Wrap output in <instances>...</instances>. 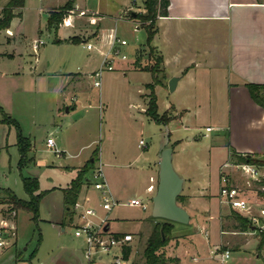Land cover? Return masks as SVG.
<instances>
[{
	"label": "rangeland",
	"instance_id": "rangeland-1",
	"mask_svg": "<svg viewBox=\"0 0 264 264\" xmlns=\"http://www.w3.org/2000/svg\"><path fill=\"white\" fill-rule=\"evenodd\" d=\"M135 1L133 4L132 0H88L90 8L96 9L99 5L100 10L109 14L106 16L92 12L82 15V11L76 10L73 4L74 8L68 12L66 20L72 24L74 32L62 29L57 37V33L48 29V16L63 8L67 0H27L24 9L20 11L21 17L13 19L9 29L11 32H0V107L18 122L22 134L35 145L36 165L24 171L23 175L36 177L40 191L49 192L41 201L37 222L27 212L16 213L13 222L17 227V244L11 254L2 258L0 264H89L84 238L75 237L76 217L73 215L72 220L66 217L64 231L58 222L61 215L65 214L62 190L76 177V167L86 162L85 167L96 153L102 154L105 164H113L116 160L117 167L106 165L104 169L107 175L114 176L116 181L120 180L122 200L134 196L143 198L141 192L145 188L146 176L140 172L157 162L167 131L171 134V148L175 147L176 140H183L184 146L178 148L182 154L180 163L194 162L197 170L199 163L206 157L204 148L219 141L218 137L227 138V132L217 129L218 122H223L224 117L213 116L212 113H223V110L227 112L228 103H200L203 106L200 113L197 110L199 102L190 97L196 94L197 87L190 86L185 90L171 92L169 86H165V77L161 78L163 84L156 87L155 95L159 115L166 113L170 124L157 125L145 114L150 94L146 86L152 83L151 74L122 70V66L132 67L137 56L141 57L142 66L150 63L149 50L145 48V31L135 30L131 20L126 19L131 16L127 9L129 6L133 7L130 11L136 14L145 12L144 0L143 3L142 0ZM8 2L0 0V17ZM102 20H106L103 28ZM101 29L102 39L94 40L100 39ZM73 34V39L78 43L63 40ZM61 37L62 41L58 43ZM114 37L126 41L127 46H116L120 55L115 56V48L110 56L114 71H103L101 86L96 88L91 74L103 68L104 54L109 53ZM35 42H42L43 45L35 49ZM89 44L94 46L93 51H87L86 46ZM122 56L126 57L125 61ZM68 83L71 85L68 86ZM174 107L188 108L190 113L180 122V114ZM210 107L211 112L208 110ZM198 116L200 118H196ZM186 126L190 128L189 131L184 129ZM208 127L213 128L212 131H207ZM188 137L194 138V144L190 147L185 146ZM48 138L55 141V148H47ZM140 141L146 144L145 148L138 147ZM16 144L15 127L0 124V188L10 189L18 198L28 200L17 169L19 154ZM55 149L61 156L56 155ZM39 162L43 164L39 165ZM231 163L230 159L228 164ZM178 164V159H174L173 168L181 177ZM239 175L242 178L238 183L243 187L237 185L238 188L244 190L250 199L254 198V183L244 178L243 173ZM89 180L92 184L95 182L92 175ZM230 181L232 183L231 178ZM155 182L157 186L158 178ZM86 192L84 187L81 197ZM88 194H95L93 187L88 189ZM4 200L3 194H0V221L11 218L6 213L8 207L3 203ZM100 203V197L97 196L90 206L97 208L98 215L103 216L105 213L101 212ZM179 205L186 206L183 190ZM196 205L200 210L210 207L208 203L202 202ZM210 205L219 207V214L224 213L221 216L222 223L230 231L231 222H226L225 217L231 214V208L219 195ZM113 211L114 214H110L109 218L118 215L125 221L111 224V229L119 228L134 234L129 244L132 254L126 264H145L143 252L147 237L155 225L164 221L152 217L151 202L145 211L130 207H117ZM134 217L138 220L128 221ZM194 222L188 225L173 224L171 240L164 249L167 257L178 255L184 263L195 264L192 261L194 253H186L183 248L177 251L181 245H187L193 240L198 247V254L206 261H212L211 249L206 244L203 230L197 229L193 236ZM218 238L219 232L215 229L210 235L211 244ZM226 250L231 249L215 248L216 253ZM15 251L17 260L24 258L26 262L16 263ZM114 253L118 252L102 254V261L95 260L92 264H113ZM214 259L217 261V258ZM260 263L252 254L237 252L231 253L229 262ZM217 264L220 263L217 261Z\"/></svg>",
	"mask_w": 264,
	"mask_h": 264
},
{
	"label": "crops",
	"instance_id": "crops-1",
	"mask_svg": "<svg viewBox=\"0 0 264 264\" xmlns=\"http://www.w3.org/2000/svg\"><path fill=\"white\" fill-rule=\"evenodd\" d=\"M69 1L67 0L66 3ZM169 2L167 16L160 17L156 21L157 33L152 42V46L163 58L165 86H168L172 78H176L178 81L175 91L178 89L185 90L190 86L197 87L196 94L190 97L191 100L199 102L197 110L200 113L203 107L200 103L208 102L214 103V105L216 103H228L227 112L226 110L222 111L224 114L220 111L219 113L218 111L212 113L213 116L224 117L223 122H218L217 129H223L227 132V138L221 139L218 137L219 141L208 144L204 148L203 151L206 152V157L199 163L198 170L195 169L194 162L180 163L182 160L179 161V159H182V154L178 151V148H182L184 143L182 139L174 142L175 147L172 148L173 160L178 159V172L184 181L183 192L186 197V206H184L185 208L182 206V208L189 214L190 222L195 221L193 236L197 233V229L203 230L212 257L215 248L216 250L227 248L231 249V253L252 254L260 260V264H264V233L259 234L255 224H253L254 220L264 224V217L261 216V211H264V186L254 183L255 190L253 193L256 196L252 199L246 195L244 190L239 188L248 202V209L244 213H240L231 208V214L232 211H235L252 224L245 232H240L235 228L237 223L233 220L231 214L227 218L225 217L226 222H231V230H227L223 225L224 223H222L221 216L224 213L219 214V207L215 208L210 205L214 198L219 195L222 172L229 175L232 184H235L234 186L243 187L242 184L239 185L238 183L242 178V175H239L241 172L232 166L235 165L231 157L233 153L264 158V109L252 99L246 87L247 85L262 86L264 98V0H169ZM132 3L135 4L136 1L132 0ZM74 5L76 10H81L84 13L92 12L103 16L109 15L100 10L99 5L96 9L90 8L88 0H75ZM127 9L133 17L134 12L130 11L133 10V7L129 6ZM101 22L103 28L106 20ZM130 22L134 25L135 30H140L134 20ZM63 23L64 25L60 26V30L67 29L74 32L71 29L72 24L70 22L65 20ZM8 31L11 32V30ZM102 32L103 29L100 30V39L94 40L100 41ZM73 37H75L74 34L72 37L63 38V40L78 43L79 41L74 40ZM60 41H62V37L58 40V43ZM122 68L124 72L128 70L138 71L134 66L130 68L122 66ZM68 84V86L71 85ZM224 106L226 107V104ZM174 108L180 114V122L190 113L188 108ZM68 110L70 111L71 108H68ZM208 110L211 112L212 107ZM200 116L196 118H200ZM184 129L186 131L190 130L187 126ZM206 129L212 131L213 128L208 127ZM193 144L194 138L188 137L185 146L190 147ZM34 150L35 145H33V155ZM230 159L231 166L224 167ZM90 161L95 162L94 170L101 168L108 191L115 200L123 203L131 199H140L147 207L149 202L152 203L155 187H157L155 180L159 174V156L154 166L150 165L140 172V174L146 176L145 188L141 192L143 198L134 196L124 200L121 197L120 180L116 181L114 176L107 175L104 169L106 165L117 167L116 160L113 161V164H105L102 154L98 155L96 153ZM85 163L77 166V171ZM38 164L42 165L43 163L39 162ZM242 180L244 181V179ZM84 187L87 192L83 197L80 194L78 202L91 207L90 204L93 203L95 197H100V194L93 189L95 194L89 196L88 189L92 188V185L85 184ZM124 187L122 185V189ZM150 187H153L152 191H149ZM201 202L208 203L210 207L200 210L196 204ZM64 208L63 202V210ZM95 209L98 213L99 210ZM114 211L112 210L109 214L105 213L103 215L108 217L107 232L115 236L128 234L133 236L134 234L130 231L119 228L111 229V224L125 221L124 218L121 219L118 215L109 218V215L114 214ZM198 216L201 218L199 219ZM131 220L137 221L138 218L128 219V221ZM9 221L10 217L0 222L7 224ZM65 222V214H62L60 222H58L62 231H64ZM215 229L219 232V238L212 245L210 235ZM11 242H15L14 246ZM11 242L0 255V262L3 257L12 253L13 247H16V239ZM182 248L185 249L186 253H194L192 261L196 262L195 264H217L214 257L213 259L211 257V262L202 258L198 254V247L193 240L187 245H181L177 248V251ZM16 254L17 251L14 253L15 258ZM174 258L179 260L178 264H186L182 257L176 255ZM26 260L24 258L23 260H17L16 258L15 261L21 263L26 262ZM92 263L89 262V264Z\"/></svg>",
	"mask_w": 264,
	"mask_h": 264
},
{
	"label": "trees",
	"instance_id": "trees-1",
	"mask_svg": "<svg viewBox=\"0 0 264 264\" xmlns=\"http://www.w3.org/2000/svg\"><path fill=\"white\" fill-rule=\"evenodd\" d=\"M27 0H9L7 5L3 8L0 17V32L10 29L11 23L14 18L21 17L20 11L24 9ZM75 0H70L59 11L51 12L48 17V29L57 33L60 30V26L66 20V16H69V11L74 7ZM169 0H144V13L136 14V17L129 16L130 20H134L140 29L146 33L145 48L149 50L148 66H142V60L140 56L135 58L133 64L134 68L138 71L148 72L152 76V83L147 85V89L150 91L149 100L147 103V109L145 114L157 125L168 126L170 121L166 117V113L159 115L157 98L155 95V88L162 85L161 78L164 77L163 58L160 54H157L155 48L152 46V42L157 33L156 21L160 17H166L168 14ZM61 42V41H60ZM250 92L252 99L264 109V98L262 94L263 87L257 85L246 86ZM1 119L0 124L15 127L17 131V149L19 154V160L17 169L20 173L22 185L28 200H22L10 189L0 188V194H3L5 200L3 203L8 207L9 215L12 212H27L32 215V220L37 222L39 219V208L43 198L49 193L48 191L41 192L39 181L36 177L24 176L23 172L30 167L36 165L35 157L33 155L32 141L22 134V130L18 122L2 110L0 107ZM171 137V134L169 135ZM232 162L236 165L251 164L264 167V158L255 157L252 155H238L232 154ZM95 162L89 161L85 167L77 172L76 177L71 181L69 186L62 190L63 202L65 207V219L69 217L71 220L74 215V207L78 202L82 188L89 180V174L94 171ZM264 186V181L259 184ZM180 203V196L177 199ZM233 220L237 223L235 227L240 232L247 231L252 224L240 214L232 211L231 214ZM174 223L164 221L161 224H157L149 235L146 246L143 252L145 264H178L177 258H169L166 256L164 249L171 240V231ZM117 236V235H116ZM132 253V248L126 245L122 248L123 260L128 261Z\"/></svg>",
	"mask_w": 264,
	"mask_h": 264
},
{
	"label": "built area",
	"instance_id": "built-area-1",
	"mask_svg": "<svg viewBox=\"0 0 264 264\" xmlns=\"http://www.w3.org/2000/svg\"><path fill=\"white\" fill-rule=\"evenodd\" d=\"M81 14L84 15L85 13L82 12ZM40 45H43V43L35 42L34 48L38 49ZM117 45L122 47L127 46V42L120 40L117 37L112 39L109 53L104 54L103 68L91 74L92 79L95 80L94 87L99 88L101 86L100 79L103 71H114L110 56ZM86 49L87 51H93L94 46L89 44L86 46ZM119 55L120 51L116 48L115 56L117 57ZM122 60L125 61L126 57L122 56ZM210 130L211 129H207V131ZM47 147L51 149L55 148V141L52 138L47 139ZM139 147L145 148L146 144L143 141H140ZM55 153L56 155L61 156V153L56 149ZM230 166L231 165L226 164L224 167L227 168ZM232 166L243 173V176H245L249 182L261 184L264 181L263 166L251 164H235ZM91 175L95 182L92 184L91 180H88L87 184L92 185L93 189L100 194V208L104 213L109 214L117 207L139 208L143 211L147 210V205L140 199H131L123 203L115 200L108 191L101 168L94 170ZM152 190L153 187H150L149 191ZM219 196L222 201L233 210L244 213L248 209V202L245 199L243 192L231 183L229 175L226 172L221 173ZM74 212L77 219L75 237L84 238L86 245L85 254L88 262H93L95 260L102 261V254L110 255L114 251H117L118 253L112 255L113 264H126L128 262L123 260L122 248L132 242V235L115 236L109 234L107 232V215L99 216L96 209L93 207L84 206L77 202L74 207ZM10 216V221L7 224L0 226V255L9 246L10 241L14 240L17 236V228L13 222L16 217V212H12ZM261 216L264 217V211H261ZM253 224H255L256 230L259 234L264 233V224L260 223L258 220H254ZM212 255L214 258H217V261L220 264H229L231 259V252L228 250L218 253L214 251L212 252Z\"/></svg>",
	"mask_w": 264,
	"mask_h": 264
},
{
	"label": "water",
	"instance_id": "water-1",
	"mask_svg": "<svg viewBox=\"0 0 264 264\" xmlns=\"http://www.w3.org/2000/svg\"><path fill=\"white\" fill-rule=\"evenodd\" d=\"M133 17L135 18L136 14L133 13ZM177 81L176 78L169 81L168 86L171 92L175 90ZM169 135L167 131L165 143L159 153L158 185L152 198V217L174 224L188 225L190 216L177 202L183 190L184 181L173 168V149L169 146Z\"/></svg>",
	"mask_w": 264,
	"mask_h": 264
}]
</instances>
